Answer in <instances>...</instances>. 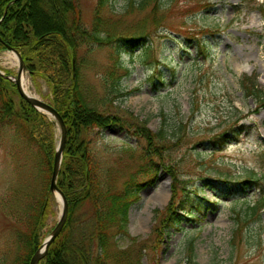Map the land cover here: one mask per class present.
Returning a JSON list of instances; mask_svg holds the SVG:
<instances>
[{"label":"rangeland","instance_id":"374dc122","mask_svg":"<svg viewBox=\"0 0 264 264\" xmlns=\"http://www.w3.org/2000/svg\"><path fill=\"white\" fill-rule=\"evenodd\" d=\"M129 1H109L115 19L120 21V29L129 28L134 19H139L131 16L120 20ZM257 1L264 3V0ZM77 2L88 27L93 21L98 0ZM170 2L160 13L163 24L145 45L127 44L120 57L113 55L109 48H98L79 63L80 85L96 101L102 100L103 82L116 63H122L130 70L128 76L123 71L115 74V79L121 77L120 92L111 94L106 108L100 107L101 111L107 110V114L118 116L124 122L146 123L154 131L161 126L159 115L162 109L171 111L175 120H184L181 133L167 136L170 147L167 150V165L176 170L182 185L178 199L182 195L180 203L182 206L186 204L185 210L180 207L175 210V218L180 219L183 229L197 231L166 229L169 225L164 231L160 229L157 232L160 238L152 237L159 241V249H155L153 241L149 243L148 250L142 253L141 264H264V212L242 221L241 236L237 238L233 251L230 247L236 229L235 215L245 207L244 204L235 206L233 201L248 199L250 202L263 196L264 158L260 154L264 152V108H260L253 98L246 99L239 85L242 76L256 74L264 89L263 16L259 11L243 8L241 0ZM60 10L54 7L57 15ZM206 30L213 31V34L197 35ZM201 47L203 52L199 54ZM12 50L0 52V67L5 74L17 76L18 67H14L9 60ZM30 81L35 97L51 105L52 95L47 82L41 78H30ZM18 94L22 98L19 91ZM194 102L198 103V109L192 113ZM126 125L125 128L130 126ZM234 125L246 126L239 142L232 136L222 138L223 143L213 139L232 126L236 127ZM57 132L59 134V129ZM97 133L95 152L105 171L112 170L120 156L124 159L129 157L126 150L136 144L133 131L109 128ZM212 140L217 153L206 158L197 154L211 152L213 146L209 141ZM18 150L13 148L9 135L2 137L0 133V264L12 261L16 253L14 234L18 226L11 214L34 200L25 193L21 196L23 203L13 206L15 197L28 187H34L37 176L42 179L40 171L34 166L32 168L14 158ZM254 171L258 184L246 186L244 193L240 194L230 187V184L251 179ZM205 179L218 181L217 186L209 188L203 183ZM163 183H166L165 187ZM173 186L168 171L160 169L156 182L147 185L140 194V200L131 207L126 233L115 238L116 249H128L134 240L142 242L151 236L156 223L163 219L159 217L157 221L156 211L166 210L173 200ZM195 187L200 189V196L193 192ZM162 189L166 200H152L153 195ZM52 195L53 213L47 216L46 236L57 225L62 208L56 194ZM204 195L210 203L201 200ZM82 211L84 213H80L78 223L73 227L74 239L69 246L75 248L78 245L95 256L99 248L90 237L95 224L90 211ZM185 211L201 213V224L187 220ZM191 241L193 253L188 248Z\"/></svg>","mask_w":264,"mask_h":264},{"label":"trees","instance_id":"16d2710c","mask_svg":"<svg viewBox=\"0 0 264 264\" xmlns=\"http://www.w3.org/2000/svg\"><path fill=\"white\" fill-rule=\"evenodd\" d=\"M109 1L98 0L92 24L87 27L77 0H0V52L18 50L31 74L30 78L32 80L41 78L47 82L52 95L50 103L62 116L68 129L67 147L58 187L68 200L69 218L63 232L40 264H141L142 253L148 250L149 243L153 241V244H156L155 249H159L160 243L157 238L160 236L157 232L160 229L164 231L169 225L166 229L197 231L183 229L180 219L175 218V210L179 207L185 210L186 204L182 206L180 203L182 195L178 199L182 185L176 176V170L167 165L169 158L167 150L170 148L167 136H175L182 132L183 118L175 120L171 111L162 109L159 115L161 126L154 131L148 128L146 123L124 122L118 116L107 114L109 112L107 110L101 111L100 107L106 108V101L110 99V95L120 92L121 77L115 79V74L118 75V71H123L127 76L130 74V70L122 63H116L106 76L102 100L96 101L92 94L86 93L80 85L79 63L82 59L87 58L98 48H109L113 55L120 57L123 47L127 44L145 45L163 24L161 10L171 2L130 0L120 20L131 16L139 19H134L129 28L120 29V21L115 19L114 9L110 8L112 5ZM241 6L249 11H259L264 19V3L260 4L257 0H241ZM54 7L61 9L59 15L54 12ZM203 7L206 5L201 6ZM200 34H213V31H201L197 35ZM261 36L264 38V34ZM199 51V54L202 53L203 47ZM239 85L246 99L253 98L260 108H264V89L259 84L256 74L242 76ZM197 109L198 103L194 102L192 113ZM178 112L180 115V111ZM126 124L130 125L129 129L125 128ZM234 126L236 127L232 126L226 133L213 139L223 143L225 141L222 138L232 136L239 142L246 126ZM109 128L133 131L136 144L131 146L130 150H126L129 157L124 159L120 156L112 170L105 171L101 168L95 150L97 132ZM0 133L2 137L9 135L13 148H19L14 158L25 165H31L32 168L34 166L42 175V179L37 176L38 184L32 188L28 187L15 197L13 206L23 203L21 196L25 193L34 200L21 210L17 208L16 212L11 214L18 226L14 234L16 253L12 261L6 260L3 263L30 264L32 257L47 237L46 220L47 216L53 213L50 181L58 132L48 116L38 112L20 98L16 85L1 76ZM214 140L209 141L213 146L211 152L197 154L206 158L217 153ZM260 156L264 158V152ZM160 169L168 171L174 184L172 202L166 210L156 211L157 221L159 217L163 219L156 223L155 231L147 240L142 242L134 240L128 249H116L115 238L126 233L131 207L140 200L143 189L156 182ZM262 172L264 173V167ZM253 176L234 185L229 183L230 187L238 194L244 193L246 186L258 184L255 171ZM203 183L210 188L217 186L218 181L215 183L212 179H205ZM198 190L200 189L195 187L193 192L199 194ZM262 193L260 200L233 201V205L244 204L245 207L241 213L235 215L236 229L230 242L232 251L237 238L241 236L242 221L257 216L258 212H264V189ZM201 200L210 203L205 195ZM87 209L95 224L94 232L92 231L90 235L99 248V253L95 256L78 245L75 248L69 246L74 239L73 227L78 223V216L84 213L82 210ZM185 214L187 220L201 224L199 218L201 213ZM154 235L157 236L155 240L152 239ZM188 248L193 253L192 241Z\"/></svg>","mask_w":264,"mask_h":264},{"label":"water","instance_id":"95a60500","mask_svg":"<svg viewBox=\"0 0 264 264\" xmlns=\"http://www.w3.org/2000/svg\"><path fill=\"white\" fill-rule=\"evenodd\" d=\"M19 58L20 64L18 69L17 77L15 76H5V74L1 71L0 68V75L8 78L11 80L18 88V91L23 99H25L33 108L38 110L41 113H44L46 115H49L53 119H55L58 124L60 125L61 130V137L60 142L56 151L55 156V162H54V169H53V175L51 179V185H50V191L53 194L58 193L63 200L62 208H61V214L60 218L58 220L57 225L49 235V237L44 241L41 248L38 249V251L33 256L30 264H39L47 255L51 245L56 241V239L61 235L69 215V204L67 201L66 196L64 193L58 188V177L61 171V165L63 161L64 152L66 149V143H67V128L65 125V122L63 118L58 114V112L47 102H44L37 97H29L27 96L21 87V75L24 71H27L26 65L20 55V53L16 50H12ZM167 177V176H166Z\"/></svg>","mask_w":264,"mask_h":264},{"label":"bare ground","instance_id":"6f19581e","mask_svg":"<svg viewBox=\"0 0 264 264\" xmlns=\"http://www.w3.org/2000/svg\"><path fill=\"white\" fill-rule=\"evenodd\" d=\"M14 50V49H13ZM17 51V50H16ZM19 52V51H18ZM20 53V52H19ZM21 55V54H20ZM22 57V55H21ZM23 59V58H22ZM9 60H10V63L13 64V66L15 67H18L19 69V64H20V60L18 58V56L12 52L10 55H9ZM24 61V60H23ZM25 63V62H24ZM27 68V67H26ZM21 87H22V90L24 91V93L29 96V97H35L36 95L34 93L31 92V81H30V78H29V74L27 73V71H24L21 75ZM54 108V107H53ZM55 109V108H54ZM56 110V109H55ZM57 111V110H56ZM59 114V113H58ZM60 115V114H59ZM61 116V115H60ZM59 142H60V138L57 136V147L59 145ZM166 183H163V186L165 187ZM56 199H57V202L58 204L60 205V207L62 206L63 204V200H62V197L56 193ZM166 194L164 193L163 189L160 191V193H155L153 195V199L155 200H161L162 202H164L166 200ZM50 235V234H49ZM49 235L46 237V239L49 237ZM45 239V240H46ZM44 240V241H45ZM43 241V243H44ZM42 243V244H43ZM42 246V245H41ZM40 246V248H41ZM38 251V250H37ZM33 258V257H32ZM32 260V259H31Z\"/></svg>","mask_w":264,"mask_h":264}]
</instances>
